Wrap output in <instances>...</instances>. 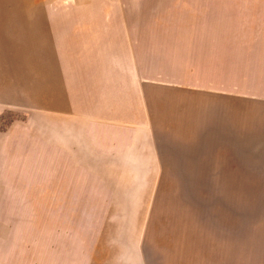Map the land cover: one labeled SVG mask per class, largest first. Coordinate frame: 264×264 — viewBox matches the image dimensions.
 <instances>
[{"label": "rangeland", "instance_id": "1", "mask_svg": "<svg viewBox=\"0 0 264 264\" xmlns=\"http://www.w3.org/2000/svg\"><path fill=\"white\" fill-rule=\"evenodd\" d=\"M55 12L74 16L73 29L51 26ZM18 45L27 60L33 48L44 59L67 47L75 74L67 93L45 98L32 91V66L21 69L30 92L16 88L17 66L0 68V95L15 94L0 98V139L24 122L58 144L57 158H13L12 148L0 158V173L31 175L4 194L0 184V215L7 204L11 219L0 264H264V0H0V48ZM37 105L79 113L74 147ZM82 112L89 158L75 137ZM129 134L122 152L97 151ZM51 173L69 178L39 177ZM60 185L111 192L90 195L91 225H106L99 243L91 233L88 260L51 258L49 236L18 241L17 219L34 232L51 217L81 218Z\"/></svg>", "mask_w": 264, "mask_h": 264}, {"label": "crops", "instance_id": "2", "mask_svg": "<svg viewBox=\"0 0 264 264\" xmlns=\"http://www.w3.org/2000/svg\"><path fill=\"white\" fill-rule=\"evenodd\" d=\"M48 19L51 20L50 25L55 27H65L68 29H73L74 23L73 19L74 16H69L68 12H55L54 15H50ZM65 49V50H63ZM37 53H34V57L31 60H27L25 58V48L22 46L17 47H9V46H2L0 48V68L3 70V68L9 67V66H17L18 69V79L13 80V82L17 83V89L21 91V89H24L23 92H30L29 89H26V79L22 76L21 69L25 68L26 66H32L33 68V92H41L45 93V95H41L40 97L45 98H53L55 95V91H61L67 93L70 90L69 82L70 79L73 77V74H75V71L73 69L74 67V61L72 58H68L67 54L63 53L64 51L68 50L67 47H63L62 45L60 47L51 48L48 49V51L45 52L44 59L41 57L42 51L41 49L33 48ZM51 51V53H50ZM44 68V70L42 69ZM1 70V71H2ZM5 72L3 71V77L5 76ZM2 82H6L5 78L2 79ZM16 89V91H17ZM15 97V94H4L0 95V98L6 99V98H13ZM26 97V95H25ZM27 97L37 98L36 95H28ZM65 97H68L67 94H65ZM70 97V95H69ZM35 108H38V110L35 111L41 115L39 117L40 119H43L46 124H50L51 131H58L59 125H64L65 132H69V140L68 136L65 134V146L66 151L69 147H74L72 140H74V132H73V121H74V115L79 114L75 113L73 110V107H62V108H56V106H44L37 105ZM42 115L48 116L42 117ZM83 117L86 120V127H84L82 135L76 134V139H79L80 137H83V140L86 137V144H80L78 145L85 149V155L87 158H89V112H82ZM28 130H30L29 126H27L26 123H17L13 128L7 129L6 131H3L1 134L2 138L0 139V158H9V150L10 148L14 149L12 154L13 158H57V154L55 152H58L57 148L58 144L56 143L57 137L56 135L53 136L50 135V138L42 137L37 134L28 133ZM16 132L15 137L10 139V133ZM124 136H119L118 139L123 138ZM127 140L122 142L120 140L119 142L112 141L109 143H99L97 144V151H102L104 153H111V152H122V150L126 147H129L134 139L133 134H129ZM117 139V140H118ZM101 153V152H100ZM54 175V176H53ZM40 178H69V176H62L57 174H49L44 176H39ZM37 176H33V178H39ZM31 175H27V173L23 171H14L12 173H6L1 172L0 173V184L2 188V193L9 191L10 189V179L17 180L16 185L17 188L20 185H25V180L30 179ZM82 183L84 184V176L81 177ZM57 184V182H56ZM54 188L57 190V195H65V197H62L63 199H60L61 201H64L65 204L69 205H75L76 209H81V218H68V216L65 218H56L51 217L49 220H42L41 223L37 224L39 226L38 229H35L34 232L31 230H27L26 223H21L20 220L17 219V223L15 224L16 227H18V241L19 242H25L26 237L28 235H31V233H34V236L37 237H47L51 239V243H49L50 248V257L52 256L56 257L55 251L60 250L64 253H68L70 251L77 252L80 254L81 258H86L87 260L90 258V242H91V233L93 236V240L96 243H99L101 241V237L103 232H105L104 227L106 225L105 220H99L97 224L91 225L90 223V217H89V206H90V195L91 194H106L111 192H106L105 188H101V190L97 192H91V187L89 185H76V186H54ZM113 194V193H112ZM4 196V195H3ZM5 198V196H4ZM6 199V198H5ZM56 201L58 199L56 198ZM7 204L3 205L2 214L0 215V228L7 232L9 234L10 227H11V219L8 214V209L6 208ZM68 208V207H66ZM5 212L7 214L5 215ZM44 222V223H43ZM32 223H30L31 225ZM91 226L96 227V229L91 232ZM60 241L58 242L59 238ZM4 234L3 237L0 234V240H4ZM55 240V241H54ZM93 242V244L95 243ZM25 251V249H23ZM54 259V258H53ZM52 260V259H51Z\"/></svg>", "mask_w": 264, "mask_h": 264}]
</instances>
